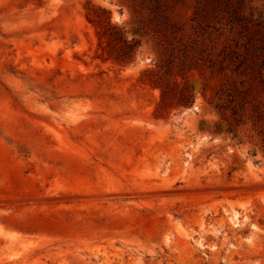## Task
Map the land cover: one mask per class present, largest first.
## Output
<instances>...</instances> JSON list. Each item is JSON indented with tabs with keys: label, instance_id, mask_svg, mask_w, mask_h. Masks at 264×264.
<instances>
[{
	"label": "rangeland",
	"instance_id": "rangeland-1",
	"mask_svg": "<svg viewBox=\"0 0 264 264\" xmlns=\"http://www.w3.org/2000/svg\"><path fill=\"white\" fill-rule=\"evenodd\" d=\"M206 1L160 33L149 1L0 0V264H264V82L259 122L231 129L216 102L241 76L211 63L247 35L226 24L239 0ZM89 3L140 41L134 62L98 56Z\"/></svg>",
	"mask_w": 264,
	"mask_h": 264
},
{
	"label": "trees",
	"instance_id": "trees-1",
	"mask_svg": "<svg viewBox=\"0 0 264 264\" xmlns=\"http://www.w3.org/2000/svg\"><path fill=\"white\" fill-rule=\"evenodd\" d=\"M149 1L150 21L156 31L160 33L179 32L184 30L186 22L179 23L173 17L177 0H142L143 3ZM254 0H239L237 5H231L230 0H224L227 8L232 6L231 14L226 18V24L233 29H239L240 33H246L247 40L236 44V47L228 50L224 49V58L230 61H212L211 65H218L221 72L231 71L241 76L238 79H227L218 93L216 107L227 115L230 128L236 129L241 125L252 123L257 124L262 117L261 105L257 100V93L254 86L258 87L264 82V53L259 56L255 53L254 37L250 34L253 25L264 27L263 14L255 18V10L251 5L249 14L245 11V4ZM222 0H207L206 3L212 5L214 11L218 10ZM91 4V3H89ZM87 18L97 28L100 37L98 56L103 59L113 58L122 66H126L136 60L139 47V40L129 39L123 29L112 21L111 11L101 5L91 4L88 7ZM210 8V7H209ZM208 7L198 5L191 21L200 24V18L209 20L210 10ZM230 9V8H229ZM208 25H210L208 23ZM215 27V26H214ZM224 60V59H223ZM210 62V61H209ZM195 65L199 61H194ZM185 70V67H183ZM170 70V69H168ZM166 70L165 72H167ZM181 75L186 77V71ZM156 84L162 89L161 104L166 103L175 92V85L169 81L157 80ZM180 102L184 105H192L194 94L188 87L182 90Z\"/></svg>",
	"mask_w": 264,
	"mask_h": 264
}]
</instances>
